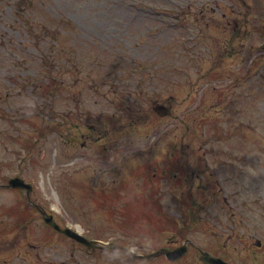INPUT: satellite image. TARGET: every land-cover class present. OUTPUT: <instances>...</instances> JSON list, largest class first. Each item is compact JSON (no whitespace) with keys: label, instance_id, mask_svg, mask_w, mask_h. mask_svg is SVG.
Instances as JSON below:
<instances>
[{"label":"rangeland","instance_id":"obj_1","mask_svg":"<svg viewBox=\"0 0 264 264\" xmlns=\"http://www.w3.org/2000/svg\"><path fill=\"white\" fill-rule=\"evenodd\" d=\"M17 173L0 264H203L39 211L264 264V0H0V184Z\"/></svg>","mask_w":264,"mask_h":264},{"label":"water","instance_id":"obj_2","mask_svg":"<svg viewBox=\"0 0 264 264\" xmlns=\"http://www.w3.org/2000/svg\"><path fill=\"white\" fill-rule=\"evenodd\" d=\"M11 183H12L14 186H19V185H20V186H24V185H22L23 182H22V180H20V179H14V180L11 181ZM46 219H47L48 222H50V223H51L52 225H54L56 228H59V226H58L56 223H54V222L52 221L51 218H46ZM59 230H61L63 233H66V234H68V235H70V236H73V237L75 236L76 239H78L79 241H82V242H84V243H86L87 245H90V246H96V245H98L99 243H101V242H99V241H96V242H95V240L89 241V240H87L86 238H84V237H82V236H80V235H77V233L71 231V230L68 229V228H64V229H60V228H59ZM108 245H109V246H113L112 244H108ZM158 253H159V252H158ZM150 256H151V255H150ZM203 258H204V260L210 262L211 264H212V263H213V264H226V263L223 262L222 259L212 257V256H210L207 252H203Z\"/></svg>","mask_w":264,"mask_h":264},{"label":"flooded vegetation","instance_id":"obj_3","mask_svg":"<svg viewBox=\"0 0 264 264\" xmlns=\"http://www.w3.org/2000/svg\"><path fill=\"white\" fill-rule=\"evenodd\" d=\"M186 239H189V238H186ZM185 239V240H186ZM175 240H177V239H175ZM175 240H174V238L173 237H171L169 240H168V242H169V244L170 243H173V245L172 246H161V247H168L169 249L170 248H175V247H177V246H179L183 241H176V242H178V243H176L175 242ZM256 243H257V245H259V246H261L262 244L264 245V242L260 239V238H258V239H256ZM169 244H167V245H169ZM171 245V244H170ZM189 247H188V249H187V251H186V253L183 255V256H181V258L180 257H178V258H175V259H168L164 254L163 255H161V257L163 256V257H165V258H167L166 260H169L170 262H172V263H176L177 261H181V260H183L184 258H186V256L187 255H189V253H190V251H191V249L192 248H196L197 249V251H198V246L193 242V241H190L189 242V245H188ZM258 248H261V247H258ZM199 252V251H198ZM214 255H217L215 252H212ZM199 256H200V254H199ZM155 259H159V257H156ZM256 259V258H255ZM200 261H201V258H200ZM202 262V261H201ZM228 262L230 263V264H235L234 262H232V261H229L228 260ZM203 263V262H202ZM204 264V263H203Z\"/></svg>","mask_w":264,"mask_h":264}]
</instances>
